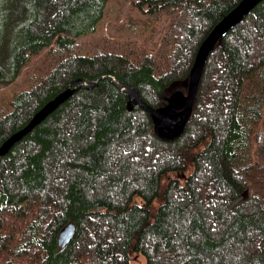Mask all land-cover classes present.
Returning <instances> with one entry per match:
<instances>
[{"label": "trees", "instance_id": "16d2710c", "mask_svg": "<svg viewBox=\"0 0 264 264\" xmlns=\"http://www.w3.org/2000/svg\"><path fill=\"white\" fill-rule=\"evenodd\" d=\"M112 1L141 13L120 29L141 25L154 48L97 35ZM240 2L17 0L3 10L0 88L30 87L0 106V145L73 80L104 78L0 156V264H264V0L216 44L180 138H160L112 79L154 107L186 93L201 44ZM70 222L76 234L61 248Z\"/></svg>", "mask_w": 264, "mask_h": 264}, {"label": "water", "instance_id": "95a60500", "mask_svg": "<svg viewBox=\"0 0 264 264\" xmlns=\"http://www.w3.org/2000/svg\"><path fill=\"white\" fill-rule=\"evenodd\" d=\"M263 0H241V2L224 16L212 29L209 35L201 44L194 65L191 70L187 93L176 91L170 95L165 105L154 107L146 103L140 96L139 90L133 87L122 85L120 81L112 76L116 85L129 96V110L139 107L146 110L154 123L156 134L164 140H176L180 138L192 116L196 97L200 88L205 65L210 54L221 38L225 37L231 29L240 24L243 19ZM104 77L93 81H85L83 78L73 80L68 87L54 99L49 101L21 130L11 135L0 145V156L6 155L16 143L30 133L37 125L45 120L61 104L68 100L81 86L92 87ZM252 198L251 187L249 186L241 195L236 206L242 205ZM77 231L75 222L65 225L58 234V243L61 248L66 247L74 238Z\"/></svg>", "mask_w": 264, "mask_h": 264}, {"label": "rangeland", "instance_id": "374dc122", "mask_svg": "<svg viewBox=\"0 0 264 264\" xmlns=\"http://www.w3.org/2000/svg\"><path fill=\"white\" fill-rule=\"evenodd\" d=\"M16 1L17 0H0V30H2L4 26L3 10L16 6ZM130 13L136 19H141V13L137 9H133L132 3L130 1L125 2L123 5L119 4L117 1H112L107 9L105 19L102 21L98 28L97 35L117 37L122 39H128L130 41H137L139 43L144 44L149 49L154 48L155 41H158L157 37L154 39L149 38L147 36L149 31L144 30L145 32H143V28H141V25L120 29L122 27L124 18ZM118 15H121L120 20H118ZM144 35L147 36L146 41ZM29 87L30 84L21 83L19 85L16 84L11 88H0V96H4V101H6L4 103H1L0 106L7 105V102L13 101L18 93L29 89Z\"/></svg>", "mask_w": 264, "mask_h": 264}]
</instances>
